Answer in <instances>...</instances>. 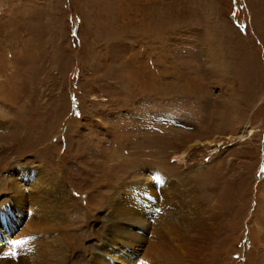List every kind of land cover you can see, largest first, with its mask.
<instances>
[{
	"label": "rangeland",
	"instance_id": "obj_1",
	"mask_svg": "<svg viewBox=\"0 0 264 264\" xmlns=\"http://www.w3.org/2000/svg\"><path fill=\"white\" fill-rule=\"evenodd\" d=\"M263 143L264 0H0V264H264Z\"/></svg>",
	"mask_w": 264,
	"mask_h": 264
},
{
	"label": "bare ground",
	"instance_id": "obj_2",
	"mask_svg": "<svg viewBox=\"0 0 264 264\" xmlns=\"http://www.w3.org/2000/svg\"><path fill=\"white\" fill-rule=\"evenodd\" d=\"M252 131H253V130H252L251 127H249V128L246 127V128L243 130V133H241L242 135H240L237 139L235 138V141L244 140V138H245L247 135L251 134ZM244 134H245V137L242 138V136H244ZM262 147H263V152H264V143H263ZM182 155L184 156L185 153H183ZM29 168H30L31 170H34V171H37V172L40 171V170H35V169H33L32 166H29ZM9 233H10V232H7V235H9ZM58 253H60L62 256H63V254H64L63 252H58ZM62 256H55V258H58V259H56L57 261L64 262L65 259H64V257H62ZM64 263H66V262H64Z\"/></svg>",
	"mask_w": 264,
	"mask_h": 264
},
{
	"label": "snow or ice",
	"instance_id": "obj_3",
	"mask_svg": "<svg viewBox=\"0 0 264 264\" xmlns=\"http://www.w3.org/2000/svg\"><path fill=\"white\" fill-rule=\"evenodd\" d=\"M17 243H20L19 241H13V244H17Z\"/></svg>",
	"mask_w": 264,
	"mask_h": 264
}]
</instances>
